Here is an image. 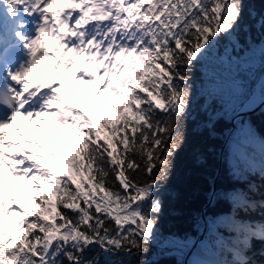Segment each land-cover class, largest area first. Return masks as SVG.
<instances>
[{
  "label": "snow or ice",
  "instance_id": "1",
  "mask_svg": "<svg viewBox=\"0 0 264 264\" xmlns=\"http://www.w3.org/2000/svg\"><path fill=\"white\" fill-rule=\"evenodd\" d=\"M243 14L244 0H0V172L35 190L29 199L39 209L13 207L28 201L19 191L6 196L11 185L0 175V219L13 225L11 231L0 226V264H132L127 257L148 250L163 207L158 186L183 143L188 71L241 29ZM257 23L264 27V17ZM77 56L103 68L102 75L85 70L79 80L97 85L98 102L105 93L115 97L112 118L78 108L84 97L63 80L28 79L37 64L52 60L57 75L61 67L73 71ZM21 117L37 131L50 125L49 143L53 130L71 129L74 150L67 151L64 132V154L49 151L16 127ZM110 124L111 137L101 142L98 125ZM8 127L44 155L28 152L2 131ZM236 150L243 155L245 142ZM230 227L239 234L231 264H251L248 252L253 240L264 241V224L232 219Z\"/></svg>",
  "mask_w": 264,
  "mask_h": 264
},
{
  "label": "trees",
  "instance_id": "2",
  "mask_svg": "<svg viewBox=\"0 0 264 264\" xmlns=\"http://www.w3.org/2000/svg\"><path fill=\"white\" fill-rule=\"evenodd\" d=\"M261 17H264V0H244L241 29L231 39L222 37L216 49L188 71L190 103L179 127L183 143L174 153L168 179L158 186L157 195L163 207L157 217L155 236L146 245V252L127 257L132 264H182L203 227L202 215L206 232L196 251L188 257L187 264L193 259L203 260L206 264H220L222 258L232 260L221 245L223 239L233 235L228 225L231 217L251 224H264V105L255 115L238 121L230 138L226 139L232 112L255 95L264 94V27L257 23ZM84 85L93 88L91 84ZM103 96L109 97L107 93ZM97 102V95L90 101L86 97L77 103V107L91 116L93 108L98 112ZM113 115L111 106L110 114L102 116L110 119ZM98 127H101V142L105 137H111V124L108 129ZM64 132L68 135L67 151H72L75 137L71 129ZM63 139V135L60 136L53 149L61 154L66 151L61 145ZM241 140L246 144L243 155L236 150ZM214 180L216 191L202 211L210 199ZM35 195L32 190L27 201L30 210L39 211L29 199ZM51 199L56 202L55 196ZM59 210L63 211L62 208ZM1 226L5 231L13 228L11 223ZM185 240L192 243L184 246L181 242ZM98 250L94 249L89 256L96 255ZM248 256L251 264H264V241L253 240Z\"/></svg>",
  "mask_w": 264,
  "mask_h": 264
},
{
  "label": "rangeland",
  "instance_id": "3",
  "mask_svg": "<svg viewBox=\"0 0 264 264\" xmlns=\"http://www.w3.org/2000/svg\"><path fill=\"white\" fill-rule=\"evenodd\" d=\"M84 61L86 62V66H84V64H83ZM105 63H107V62H105ZM75 65H76V67H75V69L73 71L76 72V73H74V76H77V78H79L81 76V74H84L85 70H87V74H90L92 71L97 70L96 62H89L88 60H85V59H83V58H81L79 56H77V58L75 60ZM46 73H47V68L43 67L41 69V71H38V73H35V74L30 73L29 76H28V79L30 80V79L36 78L37 76H44V75H46ZM87 74H85V78H87ZM102 74H103V68L101 67V68H99L97 70V75H102ZM48 76L50 77L51 81H54L57 84L61 80L65 81V86L67 88L72 89L74 95H76L78 97L82 96V92H80V90L77 89L79 87V83H77V81H75L71 77L66 76V74H62L60 72V75L55 74V75H48ZM99 87L103 88V84L100 83ZM263 96H264V94L255 95L253 98L249 99L242 107H240L237 110H235L234 112H232V114L235 113L236 111H245L247 108H252L253 106H255L262 99ZM111 99H115V97H111ZM111 99L105 100L103 102L101 101V103H100V105L98 107L99 113H101L102 115H105V116L110 114V111H111V109H110V100ZM242 119H240V120H242ZM240 120H238V121H240ZM15 125L18 128H22L25 133H27L31 138L35 139L38 143L42 144L49 151L52 150L55 147V143L58 140V135H60L63 132V129L59 133L55 132L53 130L51 132L52 141H51V143H49L48 131L47 130L50 127V125H48V124L41 125L40 130L37 131V128H36L35 124L29 123L28 120H25L23 118L17 119L15 121ZM235 125H236V123H235ZM235 125H234V128H235ZM230 126H229L228 134L226 136L227 138H230L231 133H232V131L234 129L233 128L231 130ZM2 131L8 133L9 135H11L13 137H15L17 141H19L20 143L23 144L24 148L28 152H35L38 156H43L44 155V153L41 152L39 149H36V148L32 147L29 143H27L25 141H21L19 135L16 133V131H14V129L12 127L5 128ZM51 162L54 163V164H57L58 166L60 165L59 161L56 162L55 160L51 159ZM0 175L4 176V178L8 181V184L11 185L10 188L9 187H5L4 188V193H5L6 196H9V195H13L14 196L15 193L17 191H19L21 193V196L23 197V199H25L24 196L28 192V190L26 189V188H28V185H26L23 180L14 181L12 179V177L7 174V172H0ZM13 207H19L22 210H29L30 209V206L28 204L27 205H23V204H20L19 201H16V204H14ZM11 219L12 220L21 219V217L16 215L15 212H13L12 216H11ZM232 219H234V218L231 217V219L229 220V224H228L229 226L231 224ZM4 220L6 222H9V220H7V219H4ZM0 224H1V219H0ZM230 230L233 232V235L228 236L225 239H223V241L221 242V245L225 248L226 252L231 255V259L233 260L234 256H233L232 249L238 242L237 241V237H238L239 234L237 232H235L232 228ZM231 261L228 260L227 258H222L220 264H231Z\"/></svg>",
  "mask_w": 264,
  "mask_h": 264
},
{
  "label": "water",
  "instance_id": "4",
  "mask_svg": "<svg viewBox=\"0 0 264 264\" xmlns=\"http://www.w3.org/2000/svg\"><path fill=\"white\" fill-rule=\"evenodd\" d=\"M263 105H264V96H263L262 99H261V100H260L255 106H253L252 108H248V109H246L245 111H236L235 113H233V114L231 115L230 119H229V123H230V125H231V126H230V127H231L230 129L232 130V129L234 128V125H235V123H236L238 120H240V119H242V118H244V117H246V116H252V115L256 114V113L260 110V108H261ZM220 164H221V163H220V161H219V166H220ZM217 173H218V171L216 172V175H217ZM215 191H216V182H215V180H214L213 183H212V186H211L210 199H209L208 203L203 207L202 211H203L206 207H208V205L210 204V202H211V200H212V197H213ZM201 219H202V222H203V227H202V229L200 230V232H199V234H198L196 240L194 241V243L191 245V247L189 248V250L186 252L185 256L183 257L182 264H187V259H188L189 255H190L193 251H195L196 247L199 245V243H200L201 240L203 239V236H204V234H205V232H206V221H205V218H204L203 215H202Z\"/></svg>",
  "mask_w": 264,
  "mask_h": 264
},
{
  "label": "bare ground",
  "instance_id": "5",
  "mask_svg": "<svg viewBox=\"0 0 264 264\" xmlns=\"http://www.w3.org/2000/svg\"><path fill=\"white\" fill-rule=\"evenodd\" d=\"M60 7V4L59 5H56V6H54V8L53 9H51V10H55V9H58ZM50 10V11H51ZM51 46L53 47V48H55V46H56V41H51ZM61 56H63L64 55V53H61L60 54ZM69 58L71 59V57L69 56ZM54 62V64L55 63H57L58 61H56V60H53ZM39 77V76H38ZM35 78L34 80H32V81H35L37 84H39V83H41V82H43V81H45V80H48V78H46V77H43V76H41V77H39V78ZM31 81V80H30ZM49 81V80H48Z\"/></svg>",
  "mask_w": 264,
  "mask_h": 264
}]
</instances>
